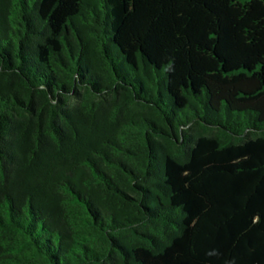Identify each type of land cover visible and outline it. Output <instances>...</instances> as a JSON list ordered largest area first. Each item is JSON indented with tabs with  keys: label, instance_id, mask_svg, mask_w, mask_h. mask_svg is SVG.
<instances>
[{
	"label": "trees",
	"instance_id": "16d2710c",
	"mask_svg": "<svg viewBox=\"0 0 264 264\" xmlns=\"http://www.w3.org/2000/svg\"><path fill=\"white\" fill-rule=\"evenodd\" d=\"M0 264H264V0H0Z\"/></svg>",
	"mask_w": 264,
	"mask_h": 264
}]
</instances>
